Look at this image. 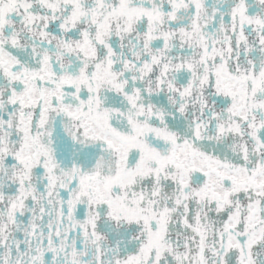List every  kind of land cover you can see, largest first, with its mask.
<instances>
[{
    "label": "snow or ice",
    "instance_id": "1",
    "mask_svg": "<svg viewBox=\"0 0 264 264\" xmlns=\"http://www.w3.org/2000/svg\"><path fill=\"white\" fill-rule=\"evenodd\" d=\"M0 264H264V0H0Z\"/></svg>",
    "mask_w": 264,
    "mask_h": 264
}]
</instances>
